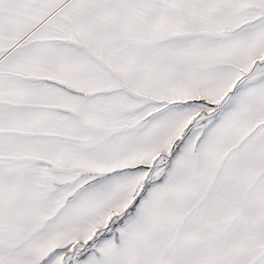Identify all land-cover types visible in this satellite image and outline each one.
Instances as JSON below:
<instances>
[{
    "label": "snow or ice",
    "instance_id": "6c2138e0",
    "mask_svg": "<svg viewBox=\"0 0 264 264\" xmlns=\"http://www.w3.org/2000/svg\"><path fill=\"white\" fill-rule=\"evenodd\" d=\"M0 264H264V0H0Z\"/></svg>",
    "mask_w": 264,
    "mask_h": 264
}]
</instances>
